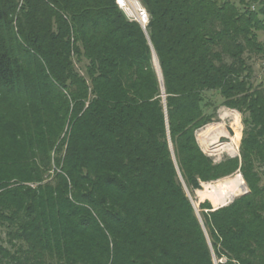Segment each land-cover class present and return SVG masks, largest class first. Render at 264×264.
Returning a JSON list of instances; mask_svg holds the SVG:
<instances>
[{"label": "trees", "instance_id": "16d2710c", "mask_svg": "<svg viewBox=\"0 0 264 264\" xmlns=\"http://www.w3.org/2000/svg\"><path fill=\"white\" fill-rule=\"evenodd\" d=\"M139 2L146 33L116 0H0V264H264V0ZM236 173L200 222L184 186Z\"/></svg>", "mask_w": 264, "mask_h": 264}, {"label": "rangeland", "instance_id": "374dc122", "mask_svg": "<svg viewBox=\"0 0 264 264\" xmlns=\"http://www.w3.org/2000/svg\"><path fill=\"white\" fill-rule=\"evenodd\" d=\"M237 1V0H232ZM136 11H134V16ZM128 14V12H127ZM130 15V14H128ZM259 38L264 39V33L258 32ZM264 57H255L251 59L253 65V83H261L264 85ZM78 66V65H77ZM79 67V66H78ZM83 72L82 68L79 69ZM219 120L215 123V129L210 133H203L202 129L196 131V138L201 149L209 155L214 162H219L226 157H236L239 155V145L242 137L243 125L241 123V115L232 109L226 107H219L218 109ZM212 124V123H210ZM240 173L232 174L227 177L218 179L216 181L207 182V184H201L199 189L194 190L192 197L196 202L197 210L198 206L203 201H209L212 207L218 208L220 206H214L211 199L217 198L221 203V206L227 205L234 198L243 194L247 190V186L243 180L244 187L237 191V194L232 198H227L228 192L232 189L235 190L237 183V175ZM264 184V178H263Z\"/></svg>", "mask_w": 264, "mask_h": 264}, {"label": "built area", "instance_id": "2783aa9c", "mask_svg": "<svg viewBox=\"0 0 264 264\" xmlns=\"http://www.w3.org/2000/svg\"><path fill=\"white\" fill-rule=\"evenodd\" d=\"M116 2L118 6L124 11L128 19L136 20L137 22L140 23L142 27L147 24L149 16L145 8L139 2V0H116ZM131 5L135 7V10H134L136 11L135 16L133 13L134 11L131 10ZM127 12L130 15H128Z\"/></svg>", "mask_w": 264, "mask_h": 264}, {"label": "bare ground", "instance_id": "6f19581e", "mask_svg": "<svg viewBox=\"0 0 264 264\" xmlns=\"http://www.w3.org/2000/svg\"><path fill=\"white\" fill-rule=\"evenodd\" d=\"M131 10L134 11L135 10V7L131 5ZM216 124L215 123H212V124H207L205 126H203L201 129L203 131V133H210L212 132L214 129H215V126ZM200 129V130H201ZM203 184H207V183H203ZM244 187V183H243V180L241 178V176L238 174L237 175V183H236V188L235 190L232 189L231 192H228V195H227V198H232L234 197L236 194H237V191L238 190H241L243 189ZM212 201V204L216 207V206H221L223 205L224 203H221L219 200H217V198H212L211 199ZM195 205H196V202H194Z\"/></svg>", "mask_w": 264, "mask_h": 264}, {"label": "water", "instance_id": "95a60500", "mask_svg": "<svg viewBox=\"0 0 264 264\" xmlns=\"http://www.w3.org/2000/svg\"><path fill=\"white\" fill-rule=\"evenodd\" d=\"M143 29H144V31H145V33H146L145 26H143ZM153 60H154L155 66H156V70H157L159 76L161 77V73H160V69H159L158 61H157V58H156V56H155L154 53H153ZM183 185H184V184H183ZM184 188H185V191H186L187 196L189 197V199H190V201H191V203H192V205H193V208H194V210H195V212H196V215H197L199 221L201 222V218H200V215H199V213H198L197 207H196V205H195V203H194V201H193V199H192L190 193L188 192V190L186 189L185 186H184ZM244 193H246V191H244Z\"/></svg>", "mask_w": 264, "mask_h": 264}, {"label": "crops", "instance_id": "0c3cea01", "mask_svg": "<svg viewBox=\"0 0 264 264\" xmlns=\"http://www.w3.org/2000/svg\"><path fill=\"white\" fill-rule=\"evenodd\" d=\"M242 177V176H241Z\"/></svg>", "mask_w": 264, "mask_h": 264}]
</instances>
